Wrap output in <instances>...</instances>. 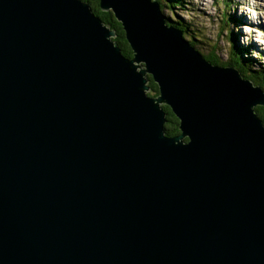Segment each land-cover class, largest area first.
<instances>
[{
    "label": "water",
    "instance_id": "95a60500",
    "mask_svg": "<svg viewBox=\"0 0 264 264\" xmlns=\"http://www.w3.org/2000/svg\"><path fill=\"white\" fill-rule=\"evenodd\" d=\"M99 6L132 58L88 2L0 0V264H264V92L155 0Z\"/></svg>",
    "mask_w": 264,
    "mask_h": 264
},
{
    "label": "rangeland",
    "instance_id": "374dc122",
    "mask_svg": "<svg viewBox=\"0 0 264 264\" xmlns=\"http://www.w3.org/2000/svg\"><path fill=\"white\" fill-rule=\"evenodd\" d=\"M155 1L159 3L158 0ZM180 1L182 4L177 5L178 8H174V10L170 0L159 3L167 26L174 27L181 32L183 31L177 28L175 23L180 22L181 25L187 27L189 37L182 33L184 41H188L191 45L194 43L192 46L206 60H208L206 56H212V60H219L221 64L227 62L231 58L232 49L236 47L240 51L242 50L241 54L245 66L249 65L254 71H260L261 67L264 68V0ZM209 62L219 66L211 60ZM142 66L145 67V64L143 63ZM248 73H250L249 70ZM249 81L253 87H258L264 92V88L260 86V81H255L256 83ZM148 95L158 97L159 87L157 95L154 91L152 92L151 87ZM256 114H258L257 111ZM259 117L263 121L261 116ZM165 132L167 135V128Z\"/></svg>",
    "mask_w": 264,
    "mask_h": 264
},
{
    "label": "trees",
    "instance_id": "16d2710c",
    "mask_svg": "<svg viewBox=\"0 0 264 264\" xmlns=\"http://www.w3.org/2000/svg\"><path fill=\"white\" fill-rule=\"evenodd\" d=\"M83 1L88 2L91 5L95 14L97 16H99L106 25L110 26V28L116 32L117 35L114 38V41H116L118 43V45L120 46V48L122 50V53L126 57L132 58L133 57L132 50H131V47H130L127 39H126V34L124 32L122 24L117 21L114 14L112 12H103L99 6V0H83ZM158 2L160 4L165 3L164 0L163 1L158 0ZM170 2L173 6V8H172L173 10H174V8H178V7H176L177 5L182 4L180 0H170ZM175 26L177 28H179L180 30H182L183 33L185 34V36L189 37L188 36L189 32L187 30V27L181 25L180 22L175 23ZM190 36L192 37L191 33H190ZM196 43H198V42H196ZM192 45L194 46V43H192ZM245 52H246V50H245ZM241 53H242V50L240 51L238 48L235 47L234 49H232V54H231L230 60L227 62H224V63L222 62V64L220 63L219 60H216V61L212 60L211 59L212 56L211 57L206 56V58L209 61L211 60L214 64H217L219 66L232 67V68L236 69L238 72H240L241 76L245 80H251V81H254V83H256L255 81H260V83H261L260 86L262 88H264V68L261 67L259 69L260 71H254V70H252V68L249 65L245 66V64L243 63L244 62L243 57H242L243 55ZM247 67H249V69H247ZM248 70L250 73H248ZM148 79H149V86L151 87L152 92L154 91L157 95L158 94V86L154 83L152 77L149 76ZM152 96H154V95H152ZM163 109L165 110V112L167 114V120H168V124L166 125L167 135L170 137H174V136L179 135L180 134L179 120L173 114L172 110L168 106H164ZM256 111L258 112V114L261 116V118L264 121V107H257Z\"/></svg>",
    "mask_w": 264,
    "mask_h": 264
},
{
    "label": "bare ground",
    "instance_id": "6f19581e",
    "mask_svg": "<svg viewBox=\"0 0 264 264\" xmlns=\"http://www.w3.org/2000/svg\"><path fill=\"white\" fill-rule=\"evenodd\" d=\"M110 27V26H109ZM259 115V114H258ZM260 116V115H259Z\"/></svg>",
    "mask_w": 264,
    "mask_h": 264
}]
</instances>
